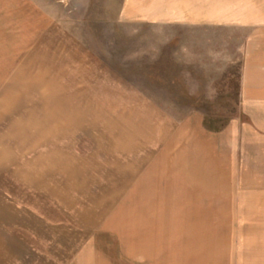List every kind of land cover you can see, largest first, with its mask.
Listing matches in <instances>:
<instances>
[{
    "label": "rangeland",
    "instance_id": "374dc122",
    "mask_svg": "<svg viewBox=\"0 0 264 264\" xmlns=\"http://www.w3.org/2000/svg\"><path fill=\"white\" fill-rule=\"evenodd\" d=\"M225 2L0 0V264H264V0Z\"/></svg>",
    "mask_w": 264,
    "mask_h": 264
},
{
    "label": "crops",
    "instance_id": "0c3cea01",
    "mask_svg": "<svg viewBox=\"0 0 264 264\" xmlns=\"http://www.w3.org/2000/svg\"><path fill=\"white\" fill-rule=\"evenodd\" d=\"M125 3V8H128L129 6L135 8L134 12L140 13L144 16L145 20L150 22L203 25L217 22H212L210 19L212 6H220L225 4L226 2L225 0H125ZM243 84L244 88L242 85L241 87L242 89H244V95L254 96L255 98L253 100L255 102H264V83L256 82L257 87L253 86L251 88L249 87V82L244 80ZM246 87H248V89ZM251 107L264 108L263 106L254 105H252ZM155 193L157 194L158 191H156ZM187 193H189L188 190ZM128 195H131V191L130 193H128ZM147 195H149V192ZM147 214L148 213H144L143 215L144 221H146V223H152V221H156L157 216ZM181 220L193 222L195 220V216L191 219L187 217ZM199 220H201L202 222L207 221L206 218H199ZM110 221L119 222V219L114 217L111 218ZM147 226L149 225L146 224L145 234L143 235V237H145L143 248L145 249L146 253L149 252L147 251L149 249L146 245L151 247L154 246L153 244H155V246L158 245L160 253L163 247L170 246L171 241L167 242V240L163 238L161 234H152V229L147 228ZM162 258L160 259V262H162Z\"/></svg>",
    "mask_w": 264,
    "mask_h": 264
}]
</instances>
